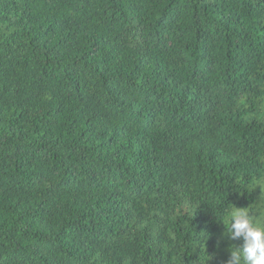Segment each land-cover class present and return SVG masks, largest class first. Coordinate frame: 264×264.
Segmentation results:
<instances>
[{
  "label": "trees",
  "instance_id": "1",
  "mask_svg": "<svg viewBox=\"0 0 264 264\" xmlns=\"http://www.w3.org/2000/svg\"><path fill=\"white\" fill-rule=\"evenodd\" d=\"M262 194L264 0H0V264H224Z\"/></svg>",
  "mask_w": 264,
  "mask_h": 264
},
{
  "label": "clouds",
  "instance_id": "2",
  "mask_svg": "<svg viewBox=\"0 0 264 264\" xmlns=\"http://www.w3.org/2000/svg\"><path fill=\"white\" fill-rule=\"evenodd\" d=\"M218 219L225 226L227 239L242 241L239 246H229L224 264H264V213L257 216L248 207L233 206Z\"/></svg>",
  "mask_w": 264,
  "mask_h": 264
}]
</instances>
